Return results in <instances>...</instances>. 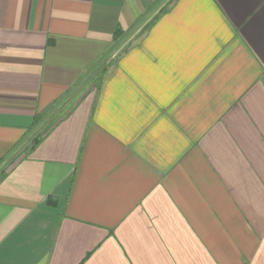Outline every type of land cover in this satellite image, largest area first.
Returning a JSON list of instances; mask_svg holds the SVG:
<instances>
[{
  "label": "crops",
  "instance_id": "1",
  "mask_svg": "<svg viewBox=\"0 0 264 264\" xmlns=\"http://www.w3.org/2000/svg\"><path fill=\"white\" fill-rule=\"evenodd\" d=\"M0 264H264V0H0Z\"/></svg>",
  "mask_w": 264,
  "mask_h": 264
},
{
  "label": "trees",
  "instance_id": "2",
  "mask_svg": "<svg viewBox=\"0 0 264 264\" xmlns=\"http://www.w3.org/2000/svg\"><path fill=\"white\" fill-rule=\"evenodd\" d=\"M115 38H116V39L120 38V34L117 33V35H115ZM41 141H42V137H40V138H36V139L34 140V145H35V147H36L37 145H39ZM52 202H54V201H53L52 199H49V203H52Z\"/></svg>",
  "mask_w": 264,
  "mask_h": 264
}]
</instances>
